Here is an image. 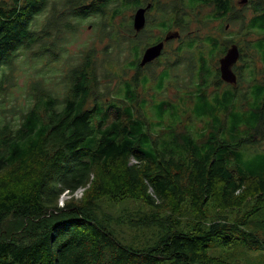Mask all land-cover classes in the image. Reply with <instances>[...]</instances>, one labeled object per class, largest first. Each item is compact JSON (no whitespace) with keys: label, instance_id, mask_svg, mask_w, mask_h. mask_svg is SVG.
I'll use <instances>...</instances> for the list:
<instances>
[{"label":"trees","instance_id":"16d2710c","mask_svg":"<svg viewBox=\"0 0 264 264\" xmlns=\"http://www.w3.org/2000/svg\"><path fill=\"white\" fill-rule=\"evenodd\" d=\"M48 1L0 0V91L12 80L22 51L38 47L37 58L58 56L53 31L68 16L102 15L117 4L111 16L115 19L126 8L150 3L158 13L154 26L165 33L179 29L180 44L185 37L201 39L217 30L220 57L229 44L239 46L241 58L234 66L237 84L225 82L216 64L218 82L235 90L226 91L227 100L245 87L239 79L247 54L238 36L248 37L252 31L248 28L244 33L251 26L248 14L264 16V0H248L241 18L232 0H172L168 8H161L165 6L158 0H68L66 11L54 10L36 29ZM194 19L201 26L190 32L188 25ZM229 21H239L237 35L227 36L232 34L226 30ZM128 27L127 32L137 35L133 21ZM113 33L107 32L119 42L115 26ZM128 42L132 60L126 66L137 71L131 79L121 80L116 93L106 89V95L98 89L89 47L84 61L61 74V93L42 79L34 80L26 102H15L10 117L0 115V264H238L212 255L211 247L243 244L249 250H264V100L258 122L248 134L232 140L223 137L228 132V112L223 120L217 114L202 118L204 108L213 107L204 100L208 93L196 101V111L188 113L199 121L195 130L186 129L182 122L173 126L159 121L155 126L146 113L150 104L139 102L141 43L134 38ZM180 44L175 61L167 57L160 70L149 73L160 74L161 90L166 67L183 62L193 82L200 57L187 47L181 52ZM261 47L253 46L256 52ZM217 102L214 109L220 108ZM166 109L162 104L159 112ZM241 149L259 151L262 164L261 160L251 164L249 171L239 167L234 159ZM65 192L70 198L60 204ZM105 197L142 200L156 208L160 214L154 219L163 231L159 241L144 249L123 244L94 212Z\"/></svg>","mask_w":264,"mask_h":264},{"label":"rangeland","instance_id":"374dc122","mask_svg":"<svg viewBox=\"0 0 264 264\" xmlns=\"http://www.w3.org/2000/svg\"><path fill=\"white\" fill-rule=\"evenodd\" d=\"M66 1L68 0H49L47 9L38 17L34 27L36 29L43 27L54 10L58 12L61 10L66 11L68 9ZM158 1L160 5L165 6L161 8H168V4L172 0ZM242 1L232 0L234 10H241L239 13L240 18L245 15L246 7L249 4L248 0ZM115 5L117 4H111L102 15H93L83 19L70 15L63 23L59 24V29L55 28L53 31L59 42V54L56 58H51L49 55H45L43 58L35 57L34 53L38 50V47H34L27 53L22 51L12 70V80L7 82L5 88L0 91V115L6 114L10 117L14 113V110L10 108L15 102L20 105L26 102L27 92H30L34 80L42 79L48 88L61 93L63 87L61 74L68 72L72 66L84 61L90 50L89 47L92 48L94 53L92 54L94 56V72L98 78V89L101 92L106 94L107 89L109 94L116 93L121 87V80L131 79L137 70H129L126 66V62L132 60L131 45L128 40L134 38L140 41L141 53L138 59L140 62L144 49L155 43L151 40L157 37L163 38L166 33L154 26L158 17L156 8L148 11L143 31H137V35L127 32L128 25L132 24L137 9L126 8L122 14L113 19L111 16L114 9H117ZM206 10H209V8ZM248 15L251 17L248 18V24L251 26L247 25L244 33L247 32L248 28H251L252 31L247 34L248 37H244L243 34L238 36L241 40V46L244 48V53L247 54L242 59V76L239 79L241 85L245 83L246 88L236 91L235 96H231L227 100L224 99L226 91L232 93L235 90L232 85L218 82L217 79L216 64L221 58L219 50L222 49V43L220 44L221 41L218 37L220 33L217 30L201 39L195 36L192 38L185 37L183 44H180V37L172 39L165 46V54L157 58L154 63L141 66V79L140 85H138L139 102L150 104L151 108L150 110L147 109L146 113L155 126H159L160 123L175 126L182 122L186 129L195 130L199 121L195 116L189 117L188 113L196 111L201 95L208 93L204 100L213 107L216 105L215 101L218 100L217 106L220 108L214 109L211 106L204 108L207 113H202L203 119H207L206 116H209L208 119H210L211 114H217L219 119L223 120L224 114L228 112V132L224 133L223 137L232 140L236 135L240 137L249 133L251 130L249 128L258 122V113L264 100V47H261L264 46V16L257 15L255 17L256 15L251 13ZM67 24H71L73 29L69 28ZM113 25L118 29L119 42L112 40L111 36L107 34V32H114ZM200 26L201 24L194 19L189 23L188 29L192 32ZM240 29L239 21L230 22L226 26V30L232 32V34L227 36L237 35L235 32ZM173 30L179 31L177 28ZM179 44L182 46L180 48L181 52L187 47L191 51H195V54L200 57L196 73L192 76L193 82H190L191 77L187 73L188 65L183 62L176 66L166 67L163 74L166 76L165 86L161 90L159 87L160 74H157L156 71H153L151 75L149 73L153 68L160 70L163 67L160 63L165 62L167 57L175 61L174 56L177 55ZM200 44H203V47L198 48ZM249 45L252 50L249 49ZM253 46H259L262 50L256 52ZM181 58H184V56ZM259 66L261 69H258ZM6 72L9 73L10 70L6 68ZM257 77L258 79H256ZM162 104L169 107L163 114L159 112ZM227 106L230 107L229 111ZM142 114L145 115L143 112ZM159 121L161 122L158 123ZM215 123H220V121L217 120ZM241 125L244 127L239 128ZM231 133L235 136H232ZM262 159L263 156L259 154V151L241 149L234 161L239 167L249 171L251 164L257 163L259 160L261 161L258 163L262 164ZM81 195L82 191L77 194V197H81ZM69 198L70 193L65 192L60 199V204H63ZM184 210L188 213L190 209L187 206ZM94 212H96L98 219L123 244L133 249H144L153 246L163 234L162 227L154 219L159 217L156 214H160V212L142 200H133L128 197L121 199L105 197L98 201L94 207ZM210 253L238 264H264V250H249L243 244L230 249L217 245L211 247Z\"/></svg>","mask_w":264,"mask_h":264},{"label":"water","instance_id":"95a60500","mask_svg":"<svg viewBox=\"0 0 264 264\" xmlns=\"http://www.w3.org/2000/svg\"><path fill=\"white\" fill-rule=\"evenodd\" d=\"M247 0H243L245 2ZM151 8V4L147 6H141L137 8L134 17H133V26L136 31H141L144 29L147 21V11ZM181 36L178 30H170L166 33L163 40L158 41L154 44L147 46L140 60V66H145L157 58H159L165 48V43L179 38ZM241 58V51L237 44H231L225 54L219 59V68L221 73V78L230 84H237L238 76L234 70V66L238 63Z\"/></svg>","mask_w":264,"mask_h":264},{"label":"flooded vegetation","instance_id":"af4514ba","mask_svg":"<svg viewBox=\"0 0 264 264\" xmlns=\"http://www.w3.org/2000/svg\"><path fill=\"white\" fill-rule=\"evenodd\" d=\"M147 5H148V4H147ZM147 5H143V6H147ZM140 7H141V6H140ZM151 9H152V8H151ZM151 9H149V10H151ZM149 10H148V11H149ZM148 11H147V13H148ZM168 31H170V30H167L166 33H167ZM164 37H165V35H164ZM164 37H163V38L161 37L159 40H156L155 43L158 42V41L163 40ZM168 42H169V41H168ZM168 42L165 43V46H166V44H167ZM160 57H161V56H160ZM154 61H155V60H154ZM154 61H153V62H154ZM147 65H149V64H147Z\"/></svg>","mask_w":264,"mask_h":264},{"label":"built area","instance_id":"2783aa9c","mask_svg":"<svg viewBox=\"0 0 264 264\" xmlns=\"http://www.w3.org/2000/svg\"><path fill=\"white\" fill-rule=\"evenodd\" d=\"M132 162H136V160H135V159H133V160H132Z\"/></svg>","mask_w":264,"mask_h":264}]
</instances>
